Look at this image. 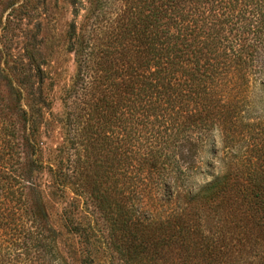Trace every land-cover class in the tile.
Returning <instances> with one entry per match:
<instances>
[{
  "label": "trees",
  "instance_id": "16d2710c",
  "mask_svg": "<svg viewBox=\"0 0 264 264\" xmlns=\"http://www.w3.org/2000/svg\"><path fill=\"white\" fill-rule=\"evenodd\" d=\"M83 1L69 0L73 20L68 47L76 62L70 98L88 96L80 128L88 149L82 166L86 178L100 170V150L107 152V173L92 192L120 264H264V120L258 129L261 144L252 146L254 161L244 165L243 173L238 165L235 172L233 164L224 165L209 182L191 186L184 196L186 207L171 210L163 222L146 213L144 203L152 183L171 198L167 174L175 167L183 179L190 176L192 155L216 124L236 132L238 112L231 101L241 98L240 88L255 75L249 65L256 63L264 42V0H133L107 34L103 51L97 50L96 26L86 30L76 21ZM31 60L25 67L19 63L10 68L33 103L28 111L17 103L12 110L28 125L27 146L35 154L42 138L38 128L44 96L40 87L32 93L33 81L43 77L40 65ZM258 73L264 92V69ZM77 122L78 116L75 126ZM107 128L109 135L103 133ZM199 129L208 135L192 137ZM102 134L107 135L105 144ZM5 154L4 147L0 264H46L39 251L48 248L43 224L47 198L32 182V174L39 176L46 167L34 158L7 167ZM47 168L56 187H62L65 170ZM128 188L131 208L130 196L124 195ZM199 204L207 205L204 220L197 215ZM211 215L214 222L208 225ZM156 228L164 229L161 237L154 236ZM83 262L93 264L89 257Z\"/></svg>",
  "mask_w": 264,
  "mask_h": 264
},
{
  "label": "rangeland",
  "instance_id": "374dc122",
  "mask_svg": "<svg viewBox=\"0 0 264 264\" xmlns=\"http://www.w3.org/2000/svg\"><path fill=\"white\" fill-rule=\"evenodd\" d=\"M23 1H26L24 7L21 5ZM132 2L133 0L83 1L84 8L80 10L76 21L79 26H85L86 30L87 25L89 29L96 26L95 34L99 41L97 50L105 49L107 34L115 26L118 16L130 7ZM72 20L69 0H0V151L4 147L7 149L4 156L6 160L3 161L7 163V167H14L15 162L23 166L31 158L39 160L46 167L39 176L35 172L32 174V182L38 185L37 192L47 198V219L42 222L45 228H48L44 239L48 248L47 251L44 250L46 247L39 251L46 264H84L85 257L92 259L93 264H120L118 254L111 246L108 223L104 221V216L98 208L96 193L92 192V189L104 180V173H107V152L104 149L99 152L100 170L97 169L95 173L91 171L86 178V169L82 168L87 160L88 149L85 147L84 134L80 128L84 121V107L88 109L85 106L88 96L83 99L80 96L70 98L76 74L75 57L68 47V31ZM5 23L6 28L3 29ZM263 36L264 34L262 38ZM258 48L256 63L253 62L254 66L249 65L255 75L252 76L251 73L248 86L240 88L243 89L241 98L239 99V95L231 101V104L236 105L234 111L238 112L236 132L231 131L232 127L228 130L220 124L211 128L209 135L200 129L193 132L192 137H202L201 133L208 136L192 155V169L188 178L183 179L179 171H175V167L171 174H167L169 192H172L170 199L162 196L160 189L155 190L156 183H152L153 191L148 193V199L144 198V203L148 205L146 213L157 222H163L171 210L176 212L186 207L184 196L187 190L191 186L196 188L209 182L224 165L227 167L233 164L234 172L238 165L243 173L244 165L254 161L251 149L256 143L261 144L262 137L258 136V129L262 128L259 123L264 120V92L261 85L263 81L258 73L264 69V42ZM31 54L34 56L32 60ZM30 60L33 65H40L43 77L41 81L32 80L35 83L32 93L36 87H40L44 96L41 99L44 102L40 105L42 116L38 128L42 138L39 151L35 154L27 146L28 125L12 110L14 103L25 111L33 105L27 91L17 84L10 68L11 65L19 63H23L25 67ZM16 90H19L18 94ZM12 92L15 93L13 96ZM15 97L19 98L17 102ZM5 107H8L9 113ZM5 114L10 117L9 120L3 121ZM76 116L78 122L75 126ZM107 129L103 133L111 134L110 128ZM230 135L233 136L231 142ZM11 145L13 146L10 150ZM189 149L190 147L188 152ZM227 150L232 153H226ZM177 160L180 161V158ZM48 166L57 171L60 168L65 170L67 176L60 178L62 187L57 188L56 183L47 174ZM114 178H119L118 173ZM129 178L133 179V170ZM155 180L159 182L160 178L156 176ZM107 184H110V181L102 184L101 188ZM132 185L131 180L129 187ZM131 189L128 188L124 192V195L131 198L130 208L133 205ZM27 192L30 194L29 190ZM199 205L197 215L204 220L207 205ZM190 209L193 211L192 207ZM211 219L212 215L208 225L213 224L214 220L211 222ZM163 233L164 229L156 228L154 236L161 237Z\"/></svg>",
  "mask_w": 264,
  "mask_h": 264
}]
</instances>
